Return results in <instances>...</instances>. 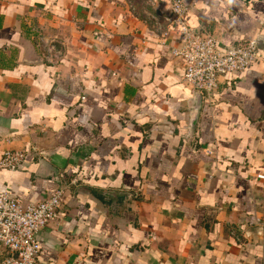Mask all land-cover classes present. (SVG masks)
Masks as SVG:
<instances>
[{"label": "crops", "instance_id": "1", "mask_svg": "<svg viewBox=\"0 0 264 264\" xmlns=\"http://www.w3.org/2000/svg\"><path fill=\"white\" fill-rule=\"evenodd\" d=\"M182 1L219 50L261 56L191 132L168 0H0V158L26 154L0 193L66 187L36 264H264V0Z\"/></svg>", "mask_w": 264, "mask_h": 264}, {"label": "built area", "instance_id": "2", "mask_svg": "<svg viewBox=\"0 0 264 264\" xmlns=\"http://www.w3.org/2000/svg\"><path fill=\"white\" fill-rule=\"evenodd\" d=\"M168 3L169 12L164 23L178 37L171 55L182 64L183 84L203 99L209 101L216 94L221 78L238 75L260 59L255 39L221 51L212 35L189 26L182 0H168ZM157 32H160L159 26ZM162 35L165 37L167 33ZM25 158L22 151H6L0 158V169L15 171ZM65 189L61 186L35 203L22 201L7 192L0 193V246L7 253L0 264H36L39 253L36 236L59 221Z\"/></svg>", "mask_w": 264, "mask_h": 264}, {"label": "water", "instance_id": "3", "mask_svg": "<svg viewBox=\"0 0 264 264\" xmlns=\"http://www.w3.org/2000/svg\"><path fill=\"white\" fill-rule=\"evenodd\" d=\"M202 104H203V98L201 97V95L193 92L190 99L188 100V107L190 109V118L188 121L189 132L193 130L194 124L196 123L198 115L201 111ZM101 195L107 198H111L114 196L111 193H101Z\"/></svg>", "mask_w": 264, "mask_h": 264}]
</instances>
